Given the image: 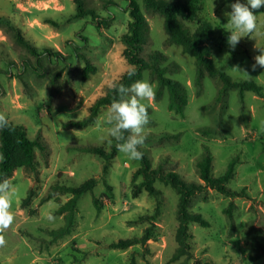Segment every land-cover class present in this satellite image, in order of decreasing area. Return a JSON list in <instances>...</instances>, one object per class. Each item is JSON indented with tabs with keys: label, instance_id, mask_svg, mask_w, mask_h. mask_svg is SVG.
<instances>
[{
	"label": "rangeland",
	"instance_id": "374dc122",
	"mask_svg": "<svg viewBox=\"0 0 264 264\" xmlns=\"http://www.w3.org/2000/svg\"><path fill=\"white\" fill-rule=\"evenodd\" d=\"M85 1L97 18L73 17V0H0V16L9 18L41 52L32 54L16 43L11 29L0 26V115L45 146L36 148V170L21 167L5 177L14 189V222L0 231V264H130L133 259L137 264H178L180 259L172 257L177 246L176 190L156 181L157 197L145 190L133 197V186L141 180H132L139 159H129L118 149L109 160L77 149L99 146L111 151L114 139L105 122L110 104L102 105L84 125L68 124L86 118L110 82L118 81L130 66L123 54L129 0L107 5L104 0ZM137 2L148 23L141 55L162 52L174 64L167 75L187 90L181 112L168 108L166 88L143 101L149 119L140 147L152 167L162 163L185 182L202 183L196 163L206 148L213 176L222 175L235 160L234 175L226 185L238 195L226 196L209 187L191 198L188 209L209 225L189 224L193 258L187 264H196L197 258L214 264H264V69L251 67L257 47H264V8L253 10L257 31L241 37L234 48L225 30L231 0H200L194 18L178 16L190 31L198 21L213 23L216 29L208 41L213 63L234 81L253 80L262 87L256 94L233 86L218 99L223 85L218 76L204 69L198 79L194 58L167 42L163 17L142 0ZM44 48L58 50L63 57H48ZM86 63L95 70L83 77ZM141 79L157 86L149 70ZM90 178L96 184L78 199L70 233L54 237L51 230L64 224L57 209L71 195L59 186ZM94 199L102 201L99 213ZM231 203L232 220L225 212ZM157 207V217H147ZM147 227L152 236L145 242L112 247L118 239L140 238Z\"/></svg>",
	"mask_w": 264,
	"mask_h": 264
},
{
	"label": "trees",
	"instance_id": "16d2710c",
	"mask_svg": "<svg viewBox=\"0 0 264 264\" xmlns=\"http://www.w3.org/2000/svg\"><path fill=\"white\" fill-rule=\"evenodd\" d=\"M73 1L76 5V12L73 17H83L89 14L92 15L94 19L98 17L94 9L86 5L85 0ZM199 1L200 0H142V3L145 7L158 12L163 17V26L167 35V42L180 46L184 53H187L194 58L198 79L202 75L203 70L206 69L210 75L218 76L223 82L218 94V99L227 92L228 88L233 86L238 87L240 91L250 90L256 94H261L262 87L255 81H234L224 72L222 66H216L213 63L210 55V46L208 45V41L216 29V26L213 23L207 20L198 21L194 30L190 31L178 19L179 15H183L189 19L194 18L198 10ZM109 3H113V0H104V5ZM128 8L131 19L128 23L127 31L123 34V40L126 44L123 54L130 66L136 68V73L134 76L129 77L126 71L118 81L130 84L134 80L141 79L144 70H149L152 78L157 83V86L154 89V95L157 97L161 89L166 88L169 98L168 108L181 112L187 99V90L180 81L167 75L171 70L170 67L174 64L168 62L167 57L158 50L149 52L146 57L141 55L143 45L147 39L148 23L137 0H129ZM0 26H6L13 31L17 44L25 47L36 56L41 54V52L38 51V48L23 36L20 28L16 27L9 18L0 16ZM42 52L48 57H63L60 51L52 50L51 48H44ZM94 70L95 67L92 64L86 63L83 68V77H87L88 73ZM113 98L114 90L109 88L104 95L97 98L90 106V112L86 118L82 120H72L69 121L68 124H86L89 120L93 119L94 115L102 105L111 104ZM125 135H128V133L126 132ZM116 143L117 142L114 140L111 151L109 152H105L103 148L99 146H78L77 149L82 152L98 154L104 159L109 160L116 153ZM36 148L45 149V146L41 141L30 138L23 126L8 121V126L0 129V156H2V159H0V179H4L17 168L23 167L31 171L36 170ZM138 148L142 152V156L139 159L140 166L133 173L132 180H136L137 177H141V180L133 186L132 196L137 197L142 190H145L149 195L157 197L160 194V190L154 185L156 181L170 185L176 190L178 194V224L175 231L177 246L172 257L174 260L180 259L178 264H187L188 261L193 258L191 243L189 242V239L192 236L189 224L197 222L203 226L209 225V222L206 221L200 213L188 209L191 198L196 193L209 187L226 196L238 195L237 191L232 190L226 185V182L234 175L235 160L229 162L222 175L218 177L213 176L211 173L212 157L210 151L206 148L201 158L196 163L202 183L185 182L180 178L176 171L165 170L162 163H159L156 167H152L147 154L144 153L140 146H138ZM95 184L96 180L90 178L79 185L59 186L58 189L71 195L57 209L58 213L63 214L64 224L57 229L51 230V234L54 237L58 238L70 233L74 223V214L77 209L78 199L82 194L91 190ZM103 196L104 195H102V197ZM94 204L99 213L102 208L101 199H94ZM231 206L232 203L225 208V212L228 213L230 220H232ZM158 213L159 208L157 207L155 213L153 215H148L147 217L155 219ZM151 236L152 228L147 227L140 238L118 239L117 241L112 242L111 245L112 247H127L136 241L145 242L151 238ZM253 244L254 243H252V245ZM195 263L214 264L212 260L203 258L195 259ZM130 264L137 263L133 259Z\"/></svg>",
	"mask_w": 264,
	"mask_h": 264
},
{
	"label": "clouds",
	"instance_id": "9594fccd",
	"mask_svg": "<svg viewBox=\"0 0 264 264\" xmlns=\"http://www.w3.org/2000/svg\"><path fill=\"white\" fill-rule=\"evenodd\" d=\"M228 7L230 11L225 13L227 16L226 40L229 46L234 48L241 37L249 36L257 31V15L253 10L264 8V0H231ZM257 48L259 52L254 56L255 63L251 65L253 70L258 66L264 69V47ZM236 70L249 76L246 70L239 67H236ZM135 73L134 66L127 68L129 77L134 76ZM109 87L114 90V98L105 117V122L109 125L107 133L117 142L116 147L120 152L125 153L129 159H140L142 152L138 146L144 143V126L149 119L147 107L143 101L154 96V87L147 79H137L130 84L112 81ZM7 126V119L0 115V129ZM126 132L129 134L125 135ZM13 194L11 182L6 178L0 179V231L14 222V214L11 211ZM51 218L49 216V219Z\"/></svg>",
	"mask_w": 264,
	"mask_h": 264
}]
</instances>
